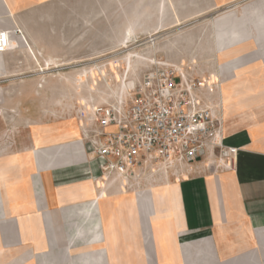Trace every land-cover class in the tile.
<instances>
[{
  "label": "crops",
  "instance_id": "0c3cea01",
  "mask_svg": "<svg viewBox=\"0 0 264 264\" xmlns=\"http://www.w3.org/2000/svg\"><path fill=\"white\" fill-rule=\"evenodd\" d=\"M56 1L0 0V30L21 31L0 53V82L18 75L17 56L33 64L30 48H46L52 36L59 47L71 42L62 21L56 23ZM185 1L172 15L188 21L234 0H202V8ZM175 45L188 50L189 40L179 36ZM251 48L230 72L214 71L224 85L209 86L219 88L223 103V142L238 150L234 168L212 172L198 161L160 175L172 186L164 201L139 203L118 178L98 186L97 166L75 138L37 150L27 131L14 150L8 144L16 139L3 140L0 122V264H264V73L239 72L263 58ZM169 61L190 75L207 76L188 54Z\"/></svg>",
  "mask_w": 264,
  "mask_h": 264
},
{
  "label": "rangeland",
  "instance_id": "374dc122",
  "mask_svg": "<svg viewBox=\"0 0 264 264\" xmlns=\"http://www.w3.org/2000/svg\"><path fill=\"white\" fill-rule=\"evenodd\" d=\"M185 3V0L53 2L54 7L51 8L55 11L56 23L62 21L61 27L68 29L67 42H71L67 47H59L58 39L52 36L46 48H30L33 64H26L25 55L17 56L22 61L16 65L18 75L0 82L3 140L9 136L15 138L11 145L8 144L14 150L20 149L27 131L33 133L37 150L42 144L65 138L84 142L80 126L88 120L81 115L80 109L85 104L94 107L111 99L103 92V73L112 68L111 82L115 84L119 72L113 68L118 69V61H123L129 52L137 63L136 72L128 77L132 79L139 78L151 67L150 59L169 63L170 58L180 53L188 54L189 60H196L194 67L212 76L213 80L203 85L207 84L209 89L215 84L217 88L226 81L218 79L214 71L228 73L233 70L239 65L237 61L242 62L249 56L243 53L248 52L250 46L254 55L257 53L263 58H259L257 63L244 65L239 72L251 68L264 73V0H234L216 8L205 7L204 13L189 17L188 21L172 15L175 13L173 9L185 6ZM188 3H193L194 8L203 7L202 0H189ZM179 36L189 40L188 50L183 48L187 46L185 44L175 48V40ZM148 45L152 48L148 49ZM225 54L233 56L230 61H221ZM11 67L13 72L14 66ZM244 81L249 86L253 83ZM214 89L210 94L217 99L219 88Z\"/></svg>",
  "mask_w": 264,
  "mask_h": 264
},
{
  "label": "built area",
  "instance_id": "2783aa9c",
  "mask_svg": "<svg viewBox=\"0 0 264 264\" xmlns=\"http://www.w3.org/2000/svg\"><path fill=\"white\" fill-rule=\"evenodd\" d=\"M16 33L21 31L0 30V53L13 46ZM179 66L151 61L123 96L92 110L93 124L81 133L97 166L95 181L118 178L131 190L142 187L147 174L166 176L198 161L212 172L234 168L238 150L223 142L221 101L203 85L209 76Z\"/></svg>",
  "mask_w": 264,
  "mask_h": 264
},
{
  "label": "bare ground",
  "instance_id": "6f19581e",
  "mask_svg": "<svg viewBox=\"0 0 264 264\" xmlns=\"http://www.w3.org/2000/svg\"><path fill=\"white\" fill-rule=\"evenodd\" d=\"M178 21V20H177ZM176 21V22H177ZM148 49H151L152 47L150 45H148ZM153 46V45H152ZM155 49V48H154ZM151 52V51H150ZM130 52L128 54H126V57L120 60L121 62L118 61L117 65H118V69L113 68L114 70L118 71L119 75H118V82L116 81L115 84H113L112 81V77H111V72L110 70H108V72H104L103 76L104 78V94H106L107 96H109L111 99L114 98H118L120 96H123L125 89L127 88V83H129L131 80L133 81L134 79L132 78H128L131 74H134L133 72H136L137 68L135 64V61H133L130 57ZM137 54V52H136ZM138 55V54H137ZM136 55V56H137ZM148 58V57H147ZM153 62H155V60L157 61H161L160 59H150ZM117 62V61H116ZM145 63V61H144ZM183 64V63H182ZM49 66V65H48ZM184 66H179L180 69H183ZM48 68V67H47ZM46 69V68H45ZM99 69V68H98ZM102 71V70H101ZM102 73V72H101ZM215 76H217L215 74ZM202 78H206L205 76H203ZM213 80V78H211V80L209 81V78L204 79L203 81L205 82H211ZM223 82V81H222ZM123 88V89H122ZM122 89V90H121ZM122 92V93H121ZM97 105H95L94 107L91 106L90 104H85L81 109H80V113L81 115L87 119L88 121L85 122L84 125L80 126V132L82 130V128L88 124V126H90L91 124H93V113L92 110L96 107ZM146 181L145 183L141 186H139V188H133L134 189V196H135V200L139 201V203L143 200L147 203H151L153 201H164L165 198H169V196L172 195V186L169 184V182L167 181H162L159 180L158 178H156L155 176L151 175V174H147L146 175ZM108 178H98V181L96 180V184L98 186H101L105 183V180H107ZM159 180V181H156ZM147 186V187H146ZM146 187V191H144V188ZM137 191H139L138 193V197L136 195ZM175 193V192H174ZM176 195H174V199Z\"/></svg>",
  "mask_w": 264,
  "mask_h": 264
}]
</instances>
